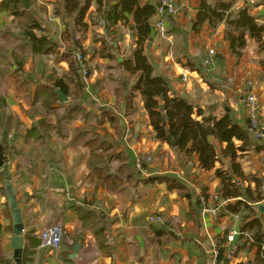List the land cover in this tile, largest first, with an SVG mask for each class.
Instances as JSON below:
<instances>
[{
	"label": "crops",
	"instance_id": "0c3cea01",
	"mask_svg": "<svg viewBox=\"0 0 264 264\" xmlns=\"http://www.w3.org/2000/svg\"><path fill=\"white\" fill-rule=\"evenodd\" d=\"M4 1L0 0V138L22 213L21 264H253L255 248L247 250L227 238L217 259V241L232 228L237 233L240 217L223 208L226 201L220 196L215 169L229 168L242 192L249 187L263 197L264 49L248 39L236 59L228 48L224 22L215 27L204 23L194 33L191 25L200 0H174L178 11L168 17L166 31L152 32L144 43V54L154 73L167 82L169 95L199 109L198 120L228 112L233 122L249 131L246 98L256 97L260 125L249 131L251 145L237 152L240 174L233 173L228 158L221 155L225 144L213 137L209 140L221 162L202 169L197 154L187 156L154 136L142 95L133 88L138 74H130L121 64L135 47L133 22L114 26L120 36L114 44L110 28L90 22L88 15L96 14L95 1L90 0L81 21L84 26H77L74 38H65L66 28L74 34L76 24L73 17L60 15L61 0H42L40 6L27 0L28 7H23L30 17L20 21L5 12ZM216 1L206 0L210 5ZM224 1L232 10L247 6L264 24V0ZM28 19L39 27L32 30L35 37L52 42L51 49L41 50L25 34ZM74 42L84 52L86 81L70 67L68 52ZM210 49L214 54L205 64ZM56 90L67 101H61ZM44 105L52 112H43ZM45 115L46 120L39 122ZM137 155L151 160L138 169ZM175 183L183 189L179 191ZM151 215L162 216L163 223H150ZM54 223L62 225L64 240L59 248L42 252L37 233ZM12 236L0 175L3 264H15ZM75 243L80 244L78 255L69 259Z\"/></svg>",
	"mask_w": 264,
	"mask_h": 264
},
{
	"label": "trees",
	"instance_id": "16d2710c",
	"mask_svg": "<svg viewBox=\"0 0 264 264\" xmlns=\"http://www.w3.org/2000/svg\"><path fill=\"white\" fill-rule=\"evenodd\" d=\"M61 1L63 9L60 15L63 12L68 17H73V21L76 24L74 34H71L70 28H66L65 38H74L76 36L75 33L79 32V30L77 31V26H84L81 21L83 20L85 8H87L90 0ZM82 1L83 4L81 5ZM94 1L96 14L91 17L92 20H95L93 22L94 25L98 24L100 19L105 22L107 27L115 26L118 22L124 25L133 22L132 30H134L135 47L131 53V57L122 60L121 64L130 74H138L133 88L138 90L142 95L144 108L147 111L155 138L166 143H169L168 136L173 139H178L179 142L174 147L178 150H184L187 156L192 153L197 154L199 166L202 169H212L215 167L217 161L219 163L221 162L216 147L209 140V137H213L218 143L225 144L221 150V155L228 158L233 173L236 172L239 175L238 164L235 160L238 151L243 152L247 146L251 145L249 131L233 122L228 112L217 118L202 116L198 120L197 117L201 115L199 109H195L192 104L180 96L169 95L167 82L163 77L154 73L152 65L148 62L144 54L143 45L151 38V33H164L166 31L168 17H170L168 15L163 16L165 23L164 32H159L154 28V20L161 18V15L157 11L159 0L153 3L145 2L143 4L140 3V0ZM2 7L6 13L18 18L19 21L20 19L30 17V14L24 9L21 0H5L2 3ZM28 20L29 25L26 27L25 34L28 35L35 45L40 48L42 47L41 50L51 49L53 43L44 37H35L32 30L33 28L39 27L34 20ZM220 22L225 23V37L229 44L228 48L236 59L243 55L248 39L254 40L260 49H264V24L260 23L257 17L250 13L247 6L232 10L230 3L224 0H217L212 5L208 4L206 0H200L195 20L191 25V30L194 33H198L204 23L215 27ZM73 44L69 49L70 52H68L69 56H71L70 67L74 70H79L80 76L83 79L80 71L81 68H86L87 74H89L87 66H84V52L78 42H74ZM77 50L80 51L84 58L81 61L76 60L74 55L72 57V54H75ZM189 65L191 68L198 70V67L196 69L193 63H189ZM59 88L64 94L68 93L63 85H60ZM43 109L45 113L52 112L48 105H44ZM111 121L113 122L114 119L112 118ZM246 121L248 128V117ZM41 126L44 128L47 127L44 124ZM235 141H239L240 144L236 145ZM0 143H4L3 137L0 138ZM137 157L139 158L141 166L144 163V156L140 157L137 155ZM228 171L229 168L220 166L215 169V175L220 180V196L226 201L223 208L231 213L239 214L240 217L237 233L233 237L234 242H238L239 245L246 247L247 250L255 248L252 263L264 264V209L262 212H258L256 208V204L262 202L264 197L258 194L254 195L249 187L244 188L242 192L239 185L232 181ZM256 186L259 187L260 183L258 182ZM174 187L179 191L183 189V186L179 183H175ZM202 191L204 192L202 195L206 198L207 189L203 188ZM231 198H234L235 201L230 203L227 200ZM197 202L200 204L199 200ZM161 223H163V220ZM99 233L100 231L96 234L98 237L101 236ZM225 234L217 241V247L219 249L218 260L222 257L221 252L223 249H221L220 245L227 238ZM64 236L65 233L63 230L62 241L64 240ZM45 251L50 250H42V252ZM1 255L0 264H3Z\"/></svg>",
	"mask_w": 264,
	"mask_h": 264
},
{
	"label": "built area",
	"instance_id": "2783aa9c",
	"mask_svg": "<svg viewBox=\"0 0 264 264\" xmlns=\"http://www.w3.org/2000/svg\"><path fill=\"white\" fill-rule=\"evenodd\" d=\"M158 13L161 15V18L154 20V28L159 32H164L165 23H164V15L174 16L177 14L178 8L174 0H159V5L157 7ZM214 54L213 50L208 51V59L205 60V64L210 63L211 58ZM74 58L78 61L83 60L81 53L79 50L74 54ZM81 73L83 75V80H87V70L85 68H81ZM246 114L249 119L248 130L254 131L259 128L260 120H259V105L256 100V97L253 94H248L245 103ZM144 162H149L151 158L146 156ZM136 167L138 169L141 168L139 158L136 156L135 158ZM262 195L264 197V183L261 185ZM235 219L238 217L234 215ZM150 222L159 223L162 222V216L160 215H151L148 217ZM236 234V230L233 228L230 229L227 240L231 241ZM37 238L39 240L38 249H48L55 250L59 248L62 238H63V227L60 223H54L49 226L43 227L38 233Z\"/></svg>",
	"mask_w": 264,
	"mask_h": 264
},
{
	"label": "water",
	"instance_id": "95a60500",
	"mask_svg": "<svg viewBox=\"0 0 264 264\" xmlns=\"http://www.w3.org/2000/svg\"><path fill=\"white\" fill-rule=\"evenodd\" d=\"M22 3L24 4L25 8L28 7L27 0H22ZM55 93L61 101L63 102L67 101L66 96L60 90H56ZM45 120H46V115L41 120H39V122ZM167 139L171 146H176L179 142L178 139H173L170 136H168ZM4 167H5L4 152H3V146L0 143V174L3 177V188L6 193V202L10 210L11 221H12L13 236L10 245L13 249V259L15 261V264H21V254L24 246L22 213L15 195L13 182L11 180V174ZM256 208L258 212H262L264 206L262 204H257ZM79 248H80L79 243H75L72 245V252L68 256L69 259H73L78 255Z\"/></svg>",
	"mask_w": 264,
	"mask_h": 264
},
{
	"label": "rangeland",
	"instance_id": "374dc122",
	"mask_svg": "<svg viewBox=\"0 0 264 264\" xmlns=\"http://www.w3.org/2000/svg\"><path fill=\"white\" fill-rule=\"evenodd\" d=\"M31 1H35V0H31ZM37 1V4L39 5V2H41L42 0H36ZM42 5V4H41ZM40 6V5H39ZM43 8H45V7H43ZM37 9V8H36ZM35 10H33V12H34ZM56 12V11H55ZM98 15V14H97ZM99 15H100V13H99ZM94 15H92V14H89L88 15V17H89V19H90V22L93 24V22H95V20H92V18L91 17H93ZM122 24V23H121ZM94 25V24H93ZM122 25H124V24H122ZM100 27V28H102V29H104V28H108V30H109V28H110V30H109V32L111 33V34H114V38H115V41H114V44H116V42H117V40L120 38V36H119V31H117V27H114V26H111V27H107V25L105 24V22L102 20V19H100L99 20V22H98V24H96V25H94V27ZM124 26H126V25H124ZM122 36V35H121ZM119 46V45H118ZM108 48H109V45L107 46L106 44H103V49H104V51H106V50H108ZM73 55H74V53L72 54V57H73ZM85 61V60H84ZM84 66L86 67V64H84ZM84 68V67H83ZM86 69V68H85ZM82 74V73H81ZM83 76V75H82ZM88 76H89V74H87V78H88ZM7 167V163H6V161H5V167L4 168H6ZM7 169V168H6ZM1 175V174H0Z\"/></svg>",
	"mask_w": 264,
	"mask_h": 264
}]
</instances>
